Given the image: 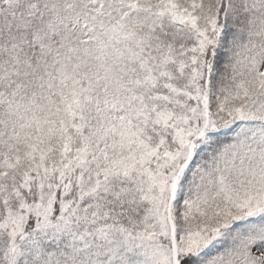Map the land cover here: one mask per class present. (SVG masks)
Returning <instances> with one entry per match:
<instances>
[{"label":"snow or ice","instance_id":"6c2138e0","mask_svg":"<svg viewBox=\"0 0 264 264\" xmlns=\"http://www.w3.org/2000/svg\"><path fill=\"white\" fill-rule=\"evenodd\" d=\"M0 264H264V0H0Z\"/></svg>","mask_w":264,"mask_h":264}]
</instances>
